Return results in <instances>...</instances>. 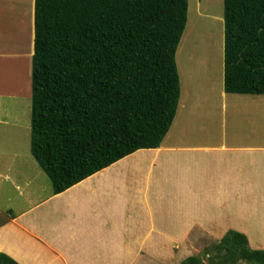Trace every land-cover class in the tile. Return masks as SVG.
<instances>
[{
	"label": "crops",
	"instance_id": "obj_1",
	"mask_svg": "<svg viewBox=\"0 0 264 264\" xmlns=\"http://www.w3.org/2000/svg\"><path fill=\"white\" fill-rule=\"evenodd\" d=\"M208 3L201 11L196 0L200 15ZM30 9L33 42L34 0ZM186 33L176 52L178 108L158 148L138 150L59 194L31 153L0 149V254L17 264H128L134 255L164 264L198 231L219 241L229 230L264 250V95L225 93L223 33L219 58L196 81L202 64L193 67L192 51L178 60ZM0 57L17 67L13 54ZM0 69V98L24 97L6 88L11 71Z\"/></svg>",
	"mask_w": 264,
	"mask_h": 264
},
{
	"label": "trees",
	"instance_id": "obj_2",
	"mask_svg": "<svg viewBox=\"0 0 264 264\" xmlns=\"http://www.w3.org/2000/svg\"><path fill=\"white\" fill-rule=\"evenodd\" d=\"M187 15L188 0H34L30 153L54 194L161 145ZM223 37L225 93L264 95V0H223ZM216 250L225 264H264L233 230ZM0 264L17 263L0 254Z\"/></svg>",
	"mask_w": 264,
	"mask_h": 264
},
{
	"label": "rangeland",
	"instance_id": "obj_3",
	"mask_svg": "<svg viewBox=\"0 0 264 264\" xmlns=\"http://www.w3.org/2000/svg\"><path fill=\"white\" fill-rule=\"evenodd\" d=\"M210 0H200L202 8L201 11L207 6L205 3ZM14 3L13 7L11 6ZM196 0H189V12L187 15L186 29L188 25L192 28L195 23L194 18L197 20L196 24L198 29L202 28V33L204 26H207L209 21L205 18L196 17L197 8H195ZM31 0H0V54H13L15 60L12 62L17 63V70L12 63L4 64L0 61V66H4L5 72H10L5 78L6 88H14L19 94L24 97H20L16 91L12 92L14 94L11 98L3 100L0 98V149L6 150H16L20 152L30 153V127H31V69H30V57L32 51V25L31 17L32 12L30 9ZM219 6V7H218ZM221 13L223 19V0H219L217 4V9ZM19 11V17L17 12ZM202 17L208 15V12H202ZM5 24L4 28L3 25ZM195 24V25H196ZM221 34L223 33V22L221 24ZM189 27V29H190ZM208 27V26H207ZM25 28V29H24ZM192 30V29H191ZM199 33L197 32L194 36L192 33V39L198 40ZM222 37V36H221ZM197 38V39H196ZM204 38V37H203ZM221 43V40H220ZM193 45V44H192ZM186 46V45H185ZM187 47H191L190 43ZM199 47V46H198ZM186 50V47H184ZM198 50V49H197ZM190 50L187 49L186 54H189ZM192 57V53H190ZM196 57L199 58L201 62V68L204 67L203 58H200L198 51ZM0 60H8L7 57L1 58ZM6 63V62H5ZM198 63V62H197ZM15 65V63H14ZM24 69L23 78L18 72V68ZM195 63H193V67ZM197 66H200L197 64ZM29 67V72H28ZM198 70L200 68H197ZM1 70V69H0ZM197 70V71H198ZM203 70V69H202ZM203 72V71H202ZM206 74V73H205ZM9 77V79H8ZM207 78V77H206ZM211 77L209 76V79ZM20 79V80H19ZM212 79V78H211ZM22 83V87L20 86ZM10 93V92H9ZM247 115V114H246ZM254 228L253 226L251 227ZM256 233V230L253 229ZM197 239L186 240L178 245L174 246V250L177 251L180 246L181 248L176 252L179 253L175 255L171 261L168 257L164 264H183L189 257H194L196 259L195 264H225L222 259V254H218L216 250V245L218 243L217 234H201L197 232ZM257 234V233H256ZM201 237V238H200ZM221 240V239H220ZM186 246V247H183ZM155 259L153 255H142L132 256L128 264H152L151 260ZM180 259V260H179ZM179 260V261H178ZM227 264H253L248 263L244 260L233 259Z\"/></svg>",
	"mask_w": 264,
	"mask_h": 264
},
{
	"label": "bare ground",
	"instance_id": "obj_4",
	"mask_svg": "<svg viewBox=\"0 0 264 264\" xmlns=\"http://www.w3.org/2000/svg\"><path fill=\"white\" fill-rule=\"evenodd\" d=\"M211 3L212 4H210L208 9H207L208 15H205V17H202V15H200L199 12L196 15V17H198V18H205L209 21V23L207 25L208 27L207 26L203 27V30L205 32L202 33V28L200 30L198 29V25L196 24L197 20L194 18L195 23L192 26V28L189 25L190 29L189 28L187 29V33L185 34V36L183 38V43H182V46H181L179 54H178V60H179L180 64L182 62L183 63L185 62L184 60H185V56L187 55L186 54L187 49L192 51L191 59L193 60V63H195V65L197 64V62H198V64H200L199 58L196 57L197 51H198L200 58L204 59L203 60L204 67L202 68L203 70L199 69L197 71V68H196V71L195 70L193 71V74H195L194 78L198 82L200 81V76H203V74L206 73V77L209 75V72L207 70H205V67L207 65H209L214 59H216V57L219 58V53H220V44H221L220 40L222 38L221 37L222 18H221V13L219 11V8L217 9V4L219 2L216 4H214V2H211ZM197 8H199V10L201 9L200 6ZM193 32H194V36L197 32L199 33V36L197 35L198 40H195V39L193 40L191 38ZM188 43H190V45H191V47H189V48L187 47ZM184 47H186V50ZM16 70H17V68H16ZM18 72L21 74L20 79H22L23 74H24V69L21 68V66L18 68ZM199 72L201 73L200 75L198 74ZM20 86L22 87L21 82H20Z\"/></svg>",
	"mask_w": 264,
	"mask_h": 264
}]
</instances>
